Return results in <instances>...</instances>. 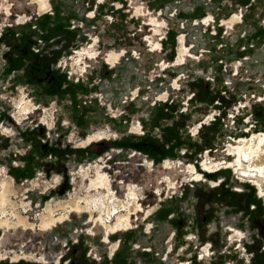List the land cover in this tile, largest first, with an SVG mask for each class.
Instances as JSON below:
<instances>
[{"label": "rangeland", "instance_id": "374dc122", "mask_svg": "<svg viewBox=\"0 0 264 264\" xmlns=\"http://www.w3.org/2000/svg\"><path fill=\"white\" fill-rule=\"evenodd\" d=\"M32 2L0 0V180L7 181L5 210L9 204L3 219L32 224L21 214L28 189L39 211L50 198L70 208L78 200L81 212L53 231L69 238L99 216L83 201L96 194L87 193L93 183L103 189L99 165L121 202L118 215H127L129 186L138 189L143 208L130 216L131 227L109 234L110 244L101 243V226L89 238L106 262L113 253L112 264H245L235 243H227V228L236 230L229 239L246 233L241 246L250 264L264 262V212L254 194L258 189L262 196L259 186H239L233 168L201 170L206 157L235 161L220 150L228 137L242 135L239 115L264 120V0H49L45 13ZM139 6L145 15L138 17ZM235 16L241 19L233 26ZM109 55L119 57L118 69L106 66ZM136 122L144 136L129 134L136 133ZM166 161L178 166L166 169ZM189 165L206 181L192 183ZM87 168L84 179L80 170ZM40 173L61 179L62 186L41 195L45 190L29 186ZM239 188L242 193L235 192ZM110 220L114 224L116 215ZM29 229L0 228V244L23 250L33 235ZM206 243L209 254L204 247L199 259L209 257L198 261ZM78 253L67 257L76 260Z\"/></svg>", "mask_w": 264, "mask_h": 264}, {"label": "bare ground", "instance_id": "6f19581e", "mask_svg": "<svg viewBox=\"0 0 264 264\" xmlns=\"http://www.w3.org/2000/svg\"><path fill=\"white\" fill-rule=\"evenodd\" d=\"M98 1H102V0H98ZM31 2L32 3H37L38 6H39V10L42 13H45V12L48 11L47 8L49 7V0H31ZM136 12H137V16L138 17L145 15L143 13V7L142 6H139V8L137 7ZM240 19L241 18L239 16H235L234 17V23L232 25L234 26L236 24L235 22H238ZM209 20H211V19L209 18ZM150 23H151V25L156 26L157 28L161 27V25L156 20H154L152 18H150ZM155 31L157 32V30H155ZM155 49H161V45L160 44H156ZM184 50H185V48L183 47L181 49V51L179 52V55L177 56L178 61H181L180 58H181V56L183 54L182 52ZM184 56L182 57V59H183L182 62L185 60ZM109 59H111L112 61L109 60ZM118 60H119L118 56L113 57L112 55L111 56L109 55V57L107 59L108 64L106 63V66H108L110 69H112L117 64ZM30 105L31 104L28 103L29 107L27 106L28 109H26L27 111L25 112V114L27 112H29L30 109L32 108L31 107L32 105L31 106ZM17 108L19 109L18 114L20 115V117H21V115H25L23 113L21 114V108H19V105H17ZM52 123L50 122V125ZM46 124H48V122ZM139 127H140V125L138 124L137 128L135 129L136 133H137ZM2 130H4V132H6V133L8 131L7 128H2ZM197 132H198L197 129H194L192 131V135L193 136L197 135ZM104 138H106V137L89 139V140L87 139L85 141L86 142L85 144H90V143H92L94 141H98V140H101V139H104ZM227 148H228L227 152H229V154L235 155L236 158H235L234 162H232V163H223L221 165L219 162L218 163L217 162L212 163L209 160V158L206 157L204 162H203V164H202L203 170L207 171L208 173H214V172H217V171H221L222 169L223 170H227V169L233 168V170H234V172L236 174H242V176H245L243 174H248V176H245L244 178H241L242 182H244L245 184L244 183L240 184L239 182L237 184L243 185V186L247 184V186H249L248 183H246L245 181L252 182V183H254V184L259 186L260 193H261L262 196H264V163L260 162L261 158H262L261 156H264V134L263 135L262 134L255 135V133H254L248 138L240 139L237 142V146H232L230 143H228ZM177 166H178V164H175V163H172V162L170 163L168 161L165 162L166 169H172V168L177 167ZM95 167H94V169H95ZM97 167H100V169H99V178H102V180L98 183V185L101 184L103 189H100L99 186L94 188L93 186H96V184L93 183L92 189L89 188V187L87 188L88 189L87 193L89 194L90 193L89 191L93 190V191H95L96 194L90 195L91 197H88L89 199H83V201H84L85 207L87 209L90 210L93 207L99 213L98 218H96L94 220H95L96 223H99V226L105 228V230H106V233H104L105 243L110 244V235L109 234L115 235V234H117L119 232L125 231L126 228L131 227L132 226V217H130V216H132V215L137 216L138 215L137 213H141L143 211L141 209V205L140 204L137 205V203H139V201H138V195H139L138 189L129 186L130 187V188L128 187L129 188V197H127L126 207L124 208L125 210H127V215H125V217L127 216L128 219L122 220V222H120V220H121L120 217L124 216V215H120V214L118 215V213L121 211V209H123L122 206H121V202L117 201L116 198H115V194L113 193L112 188H111V181H110L111 179H109V175H107V174H105V173H103L101 171L102 170L101 166L98 165ZM81 170L86 171L87 173H88V171L91 172L90 168H87L86 170H84V169H81ZM186 170L189 171L191 176H194V178H192L193 179L192 183L198 184V182H199V184H201L202 181H206V180H204L205 179L204 176L199 175L197 173L196 167H194L192 165H189V166H187ZM0 173H1V171H0ZM4 174H3V176H4ZM80 175L83 176L84 179H85L88 174L84 176L81 173ZM252 175H254V177ZM94 177L96 178V170H95ZM255 177L259 178L260 180H256ZM6 182L7 181L4 178H1L0 184L2 185V187H1V192H0V227H6V228L10 229L11 228V222H12V221L10 222L11 219H3V217H2L3 214L6 215V213H7V210H5L6 203H7L6 201L7 200H6V192H5V186H4V184H6ZM36 184H37V182H33V186H35ZM216 186L217 185H215L214 187H216ZM97 188H98V191L99 190H100V192L102 191V195L101 196L96 192L95 189H97ZM8 195H9V193H8ZM258 195H259V191L257 189V195L256 196H258ZM106 196H108V199H107ZM259 197H261V196L259 195L258 198ZM129 202L132 204L133 207L139 206L140 208L138 209V211H130L131 207H129V205H130ZM67 203L68 202H58V203H53V205L48 203L46 205V208H45V211H44L45 214L41 215V218H43V219L41 221V218H40L39 226L43 230H45V229H48L49 227L53 226V224L62 221L63 218H64V215H60V216H57V217L54 216V209H55V212H56L57 211L56 207L59 208L60 206L66 205ZM80 203H81L80 201L76 200L74 205H73V207L70 208V205L68 203L66 205V208H69L70 212L75 211L76 213H80L81 210H82L81 207H80V205H81ZM128 203H129V205H128ZM26 206H27V204L23 205L24 209L26 208ZM65 209H63V210L61 209V210L64 211ZM1 210H2V212H1ZM47 210L49 211V214H47ZM102 215H104V218L102 217ZM115 215H116V222L114 224H112V225H109L110 222H111V220H110L111 217L113 218ZM18 222L23 223L24 220L18 219ZM117 223H119V225ZM27 225L29 226V228L33 227L32 224H28L27 223ZM21 226L23 227L22 224H21ZM236 237H238V236H236ZM232 238H233V236L229 240L233 241L234 239L232 240ZM114 247L112 248L113 250L111 249V252H114V251L117 250L116 248L118 247V244L117 245L115 244ZM204 250H207V254H209L208 247L205 246V248L203 249V252H204ZM202 257H203V255H202ZM180 264H187V263H180Z\"/></svg>", "mask_w": 264, "mask_h": 264}, {"label": "built area", "instance_id": "2783aa9c", "mask_svg": "<svg viewBox=\"0 0 264 264\" xmlns=\"http://www.w3.org/2000/svg\"><path fill=\"white\" fill-rule=\"evenodd\" d=\"M158 14L159 13H157L156 15H158ZM135 98H136V95H135V97L132 96V98H130L129 101H133ZM239 106L240 105H238L237 107H239ZM243 108H245V105ZM234 112H235V115H237L235 110H234ZM216 114L217 113H215L214 115H211V116L215 117ZM243 114L239 115L243 119V121H242V124L244 125L243 126L244 128L242 129L243 137H245L244 134H247V135H249L248 137H250V135L252 133H255V135H260V134L263 135L264 134V120H262V118L259 120H253L250 115H243ZM263 115H264V113H263ZM216 117H218V116H216ZM229 119L231 121L230 123L232 124V127H235L236 120H234L233 118H230V116H229ZM136 124H138V122H136ZM130 130H131V128L128 129V133L130 132ZM129 134H134V133H129ZM135 134L138 136H144L145 135L144 131H142V127H139L137 133H135ZM242 135L239 137H242ZM239 137H235V138L228 137L229 141L228 140L227 141L230 144H235V142H237ZM234 140H236V141H234ZM228 142L225 143L222 150H220V152L224 155V157H228L225 155V154H227ZM211 152H212V150H208L206 152V154L207 155L210 154L212 156ZM212 153L214 154L215 152H212ZM261 157H262V162L264 163V156H261ZM209 160L212 162L213 156L211 158L209 157ZM219 163L222 165L223 163H228V161L221 160ZM199 167L201 168V164H199ZM201 170L203 171L202 168H201ZM232 175L234 176V179L237 182H239L240 184L242 182L241 178L245 177V176H242V174H236L233 171H232ZM35 179L37 180L36 185L39 186L41 189L45 190L44 192L43 191L40 192L41 195L45 194V192H47L49 190H55L56 188H59L60 186H62V184L60 182L61 179L59 180V178H57V179L47 180L44 173H40ZM42 179L44 181H42ZM222 181L223 180H218L217 186H219L222 183ZM34 182H36V181H34ZM202 182H204V181H202ZM29 186L35 187V186H33V183H30ZM64 190L65 189L63 188L62 193H64V194H62V193L61 194L65 195V197H67V194L65 192H63ZM28 191H29V189L26 190V193H25V196L23 199V201L27 200L25 203V204H27V206L24 209L23 205L21 204L22 205L21 206V214L24 216L26 215V218L32 221L33 227L30 228L29 230L32 231L33 235H31V237H29L31 240L30 239L28 240V242L24 245L23 250H19L16 247V245L5 247L1 243L0 244V264H19V260H20V263H24V261H25L26 264H112L111 256L113 255V253L111 254L110 257H108L107 262H106L105 261L106 257L103 256L100 252H98L97 249L92 245V243L89 242L90 241L89 238H93L96 236L99 223H96L94 219L91 221V218H90L87 221H85L81 226L75 227L72 230L69 238L61 235L62 233L60 235H56L53 233V231L55 229L59 228V226L63 225V223H66L67 221H69L70 220V214H72V213L79 214V213H76L75 211L70 212V209L66 208L64 211L59 209L56 212H54V216H56V217L58 215L59 216L64 215V218L62 221L53 224V226L49 227L48 229L43 230L39 226V223H40V217L44 213L45 209L43 211H39L40 210V206H39L40 204H38L39 202L37 203V202H34L32 200L28 201V199H29L28 195H27ZM235 192L242 193L243 191H242V189L239 188V189H235ZM68 198L69 197H67L66 199H68ZM259 198L261 199L262 209L264 212V196H261ZM9 202L11 203L10 200H9ZM58 202H67V201L66 200L55 201L53 198L48 199V203H50L52 205H53V203H58ZM8 207H9V204L7 206V210H9ZM56 208H58V207H56ZM249 210L256 211L255 206H251ZM227 231H228V233H232V234H235L234 231L236 232V230L230 229V228H227ZM239 231H240L239 232L240 235L238 236V238H236V239L234 238L233 241H230L229 238L232 235V234H230L227 238V243L229 245L235 243V247L240 250L241 256H242L245 264H250L251 260L249 261V259L247 257L246 248L244 246H241L242 241L245 240L247 238V236H246L245 232H241V230H239ZM39 233H40V235H39ZM41 234H43L45 236H49L48 241L44 240L43 236H41ZM103 234H104V232H103ZM191 239H194V238H191ZM101 243H103L104 245L107 244V243H105L104 237L101 239ZM208 244L206 243L199 248L200 255H198L196 257V259L198 261H202L204 258L209 257V255H208L207 257H203V259H199V257L202 254V249L205 246H207ZM208 246H209L208 247V251H209L211 249V245L209 244ZM260 249H261V252L264 254V241H263V244L260 247ZM70 251H71L70 256L72 259H74V255H72L73 253L75 254L76 252L78 253V251L80 252V254L78 253L79 255H77L78 258L76 260H71L70 258L67 257L68 256L67 254ZM13 255L16 257V259H17L16 261H14L15 257ZM180 263H182V262H180ZM187 264H191V262H187ZM227 264H230V263H227Z\"/></svg>", "mask_w": 264, "mask_h": 264}, {"label": "flooded vegetation", "instance_id": "af4514ba", "mask_svg": "<svg viewBox=\"0 0 264 264\" xmlns=\"http://www.w3.org/2000/svg\"><path fill=\"white\" fill-rule=\"evenodd\" d=\"M158 44H159V43H158ZM160 45H161V44H160ZM161 49H162V45H161ZM161 49H158V50L161 51ZM115 64H116V63H115ZM112 69H118L117 64H116ZM166 94H167V93H166ZM167 100H168V99H167ZM167 100H166V101H167ZM209 120H210V117H209ZM130 133H131V132H130ZM134 134H135V133H134ZM104 139H106V138H104ZM80 172L83 173V174H85V172H83V170H81ZM243 175L248 176V174H243ZM252 176L254 177V175H252ZM110 178H111V177H110ZM255 179H256V180H260L259 178H256V177H255ZM256 180H255V181H256ZM238 185H239V184H238ZM239 186H241V187L244 188L243 185H239ZM111 188H112V187H111ZM129 188H130V187H129ZM129 188H128V197H129ZM115 194H117V192H115ZM254 194L257 195L256 193H254ZM106 197H107V199H108V196H106ZM257 197H258V196H257ZM257 197H256V199H259V198H257ZM257 201H259V200H257ZM129 203H130V202H129ZM129 203H128V205H129ZM67 204H68V203H67ZM67 204H66V205H67ZM66 205H62V206H60V207L57 208V209H62V210H63V209L66 208ZM140 205H141V204H140ZM129 207H131V210H130V211H138V209L140 208L139 206H135V207H133L131 203H130ZM141 209L143 210L142 207H141ZM54 212H55V210H54ZM47 214H49V211H48V210H47ZM44 217H45V216H44ZM102 217L104 218V215H102ZM102 217H101V218H102ZM42 219H43V218H41V221H42ZM120 219H121L120 222H122V220L128 219V217H127V216H126V217L123 216V217H120ZM19 224H20V225L22 224L24 228H26V227L28 226V225H27V222H25V221H24L23 223H20V222L17 221V223H11V228H12V227L14 228V227L18 226ZM41 224H42V223H41ZM117 224L119 225V223H117ZM115 226H116V225H115ZM0 228L5 229L6 227H0ZM7 229H9V228H7ZM234 238L236 239V238H238V237L235 236V237L232 238V240H233ZM207 247H208V246H207ZM204 252H205V254H207V250H204ZM254 264H264V262H262V261H257V262H254Z\"/></svg>", "mask_w": 264, "mask_h": 264}, {"label": "crops", "instance_id": "0c3cea01", "mask_svg": "<svg viewBox=\"0 0 264 264\" xmlns=\"http://www.w3.org/2000/svg\"><path fill=\"white\" fill-rule=\"evenodd\" d=\"M123 7V4H122V6H121V8ZM205 17H207V16H205ZM214 20H215V18H214ZM221 24V23H220ZM211 24L209 23V25L208 26H210ZM162 45V44H161Z\"/></svg>", "mask_w": 264, "mask_h": 264}]
</instances>
